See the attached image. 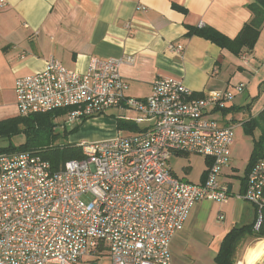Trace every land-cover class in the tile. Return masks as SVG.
<instances>
[{
    "label": "built area",
    "instance_id": "1",
    "mask_svg": "<svg viewBox=\"0 0 264 264\" xmlns=\"http://www.w3.org/2000/svg\"><path fill=\"white\" fill-rule=\"evenodd\" d=\"M6 6L0 0V11ZM130 62V56H90L80 72L50 57L41 71L15 80L20 116L64 109L66 127L120 108L136 114V125L150 124L133 134L118 131L110 139L76 144L82 158L59 169L39 151L0 153V264H76L91 252L106 254L110 264H171L172 237L195 204L228 200L220 176L229 164L234 129L206 113L226 108L245 84L196 95L181 80L160 75L147 97L134 98L120 73ZM175 153L208 158L201 183L171 172L168 159ZM236 196L255 207L257 229L264 211V153Z\"/></svg>",
    "mask_w": 264,
    "mask_h": 264
},
{
    "label": "crops",
    "instance_id": "2",
    "mask_svg": "<svg viewBox=\"0 0 264 264\" xmlns=\"http://www.w3.org/2000/svg\"><path fill=\"white\" fill-rule=\"evenodd\" d=\"M6 1L7 6L0 11V120L18 116L15 80L41 71L50 57L83 72L90 56H130L132 62L122 64L120 73L128 84L126 94L134 98L147 97L153 80L160 75L181 80L196 95L231 89L242 82L243 91L226 108L207 110L206 116L233 129L234 124L241 125L246 134V123L264 108V19L253 48L242 49L239 54L190 32L211 27L232 39L251 20L249 5L255 0ZM138 4L147 9H136ZM177 45L182 47L179 51L175 50ZM107 112L135 114L120 108ZM124 117L121 114L117 119L133 122ZM145 123L140 129L150 124ZM234 147L235 139L229 164L220 176V183L230 187L228 200H201L195 204L183 229L172 237L171 264H214L225 234L234 226L254 221L255 207L236 196L243 191L242 176L248 163L240 175V187L234 190L231 183V178L237 176L230 164ZM185 154L194 153L169 157L171 172L201 183L208 158L195 154L206 162L196 182L177 175L170 166L172 156ZM182 169L186 174L189 167ZM243 260L239 264H244Z\"/></svg>",
    "mask_w": 264,
    "mask_h": 264
},
{
    "label": "trees",
    "instance_id": "3",
    "mask_svg": "<svg viewBox=\"0 0 264 264\" xmlns=\"http://www.w3.org/2000/svg\"><path fill=\"white\" fill-rule=\"evenodd\" d=\"M252 12L250 21L244 24L240 32L234 38H229L211 27L194 28L190 32L208 39L220 47L227 48L232 52L239 54L242 49L251 50L256 42L261 24L264 19V0H255L249 5ZM66 110L58 109L45 113H32L27 116H15L0 120V139H8L14 135H22L24 140L14 145L8 141L7 145L0 146V153H7L18 150L39 151L43 158L49 160L54 169H59L68 159L82 158L81 149L75 144L66 145L61 151L53 148L56 127L55 119H63ZM63 122V120H62ZM60 122H58L59 124ZM71 130H75L76 127ZM119 130L128 132H138L141 129L133 122L117 119ZM255 127L260 128V139L254 145L245 174L242 176V185L244 189L245 176L251 165L264 153V108L254 118H251L245 127L247 134L252 133ZM66 131V128L63 127ZM255 219L249 224L234 226L223 237L218 251L214 256V264H238L242 259L243 248L250 242L264 238V211L259 227L254 228Z\"/></svg>",
    "mask_w": 264,
    "mask_h": 264
},
{
    "label": "rangeland",
    "instance_id": "4",
    "mask_svg": "<svg viewBox=\"0 0 264 264\" xmlns=\"http://www.w3.org/2000/svg\"><path fill=\"white\" fill-rule=\"evenodd\" d=\"M109 111V110H107ZM105 112L102 115H98L95 117H90L84 120L81 125L79 124L75 130H71L75 126L66 125V131L63 130L64 123L62 122V118L58 117L55 119L56 127L53 130L55 134V141L52 142L53 148H58L60 151L66 147V145H75L79 143H88L96 140H105L115 137L118 134V127L116 124V120L118 115H124L126 119L134 120L136 117L135 114L129 112L123 113H113L109 115L108 112ZM246 119V116L244 117ZM58 122H60L58 124ZM147 123L142 122L138 124L139 128H143ZM125 135L133 134L132 132H128L127 130L123 131ZM234 139H235V147L233 148L232 159L230 161L231 166L236 169L235 173L237 176H233L231 178V183L233 184V189L237 190L240 187V175L242 174L244 168L249 162L250 155L252 153V149L254 145L260 139V128L255 127L252 133L248 135L243 131L241 125L234 124ZM24 140L22 135H14L8 139H0V146H4L8 144L10 141L14 145L20 144ZM169 164L175 173L179 176L185 175L188 180L191 181H199L202 175V171L205 168L206 162L205 159L201 156L195 154L189 155H181V156H172L169 160ZM182 166L189 167L188 172L185 174ZM256 240L250 242L247 246L243 248L242 259H244V264L251 259V254L249 253V247L255 244ZM264 247V243L262 244ZM241 261V260H240ZM93 262H97V264H110V259L106 254H101L98 256L92 255L88 253L82 260H80L76 264H91ZM240 263V262H239ZM55 264V263H48ZM255 264H264V256L257 261Z\"/></svg>",
    "mask_w": 264,
    "mask_h": 264
},
{
    "label": "bare ground",
    "instance_id": "5",
    "mask_svg": "<svg viewBox=\"0 0 264 264\" xmlns=\"http://www.w3.org/2000/svg\"><path fill=\"white\" fill-rule=\"evenodd\" d=\"M263 243L264 240L257 241L255 244L249 247L248 251L251 254V259L247 262V264H254L259 261L262 256H264V247L262 246Z\"/></svg>",
    "mask_w": 264,
    "mask_h": 264
},
{
    "label": "water",
    "instance_id": "6",
    "mask_svg": "<svg viewBox=\"0 0 264 264\" xmlns=\"http://www.w3.org/2000/svg\"><path fill=\"white\" fill-rule=\"evenodd\" d=\"M230 190V187L228 188V191ZM91 264H97L96 262H93V263H91Z\"/></svg>",
    "mask_w": 264,
    "mask_h": 264
}]
</instances>
